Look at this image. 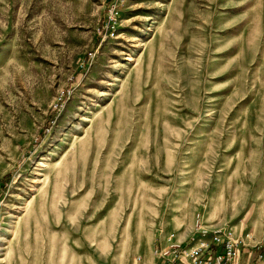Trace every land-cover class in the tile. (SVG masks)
Instances as JSON below:
<instances>
[{
  "label": "rangeland",
  "instance_id": "374dc122",
  "mask_svg": "<svg viewBox=\"0 0 264 264\" xmlns=\"http://www.w3.org/2000/svg\"><path fill=\"white\" fill-rule=\"evenodd\" d=\"M106 23L105 0H0V264H162L264 212V0Z\"/></svg>",
  "mask_w": 264,
  "mask_h": 264
},
{
  "label": "built area",
  "instance_id": "2783aa9c",
  "mask_svg": "<svg viewBox=\"0 0 264 264\" xmlns=\"http://www.w3.org/2000/svg\"><path fill=\"white\" fill-rule=\"evenodd\" d=\"M105 1L106 29H113L124 0ZM199 235L180 242L168 239V244L158 253L157 258L162 264H239V247L243 242L234 236L232 229L201 232Z\"/></svg>",
  "mask_w": 264,
  "mask_h": 264
},
{
  "label": "crops",
  "instance_id": "0c3cea01",
  "mask_svg": "<svg viewBox=\"0 0 264 264\" xmlns=\"http://www.w3.org/2000/svg\"><path fill=\"white\" fill-rule=\"evenodd\" d=\"M251 214L247 212L242 222L232 229L235 237L242 235L243 248L239 250V264H264V212ZM148 260L145 257L143 264H158L157 261Z\"/></svg>",
  "mask_w": 264,
  "mask_h": 264
}]
</instances>
